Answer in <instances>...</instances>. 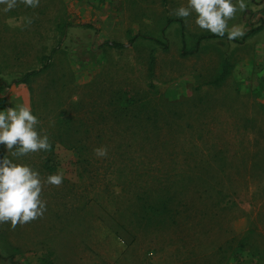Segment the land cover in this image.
I'll return each mask as SVG.
<instances>
[{
  "label": "rangeland",
  "instance_id": "374dc122",
  "mask_svg": "<svg viewBox=\"0 0 264 264\" xmlns=\"http://www.w3.org/2000/svg\"><path fill=\"white\" fill-rule=\"evenodd\" d=\"M232 2L224 36L200 29L194 14L173 15L187 0L0 5L1 83L55 48L51 66L24 83L37 131L53 145L50 166L40 151L9 159L42 180L63 176L43 185L42 216L0 224V264H264V0ZM231 30L242 34L229 39ZM225 65V79L210 84ZM121 90L150 109L114 114ZM60 132L89 133L92 166ZM156 196L168 211L147 216L141 205Z\"/></svg>",
  "mask_w": 264,
  "mask_h": 264
},
{
  "label": "clouds",
  "instance_id": "9594fccd",
  "mask_svg": "<svg viewBox=\"0 0 264 264\" xmlns=\"http://www.w3.org/2000/svg\"><path fill=\"white\" fill-rule=\"evenodd\" d=\"M16 3L17 0H0L4 11L12 9ZM22 3L35 8L39 0H22ZM240 7H243L242 3ZM236 10L237 5L232 0H187L186 5L177 7L173 15L183 19L194 14V22L200 29L224 36L227 21ZM241 34L239 30L227 32L229 39ZM38 123V117L30 106L21 104L0 110V145L8 153L0 155V224L7 222L13 228L42 216L46 209L41 197L43 185H60L63 180L60 173L49 174L42 180L37 170L9 159V156L19 157L49 149L47 135H40L37 131ZM94 151L97 156L106 155L104 148Z\"/></svg>",
  "mask_w": 264,
  "mask_h": 264
},
{
  "label": "trees",
  "instance_id": "16d2710c",
  "mask_svg": "<svg viewBox=\"0 0 264 264\" xmlns=\"http://www.w3.org/2000/svg\"><path fill=\"white\" fill-rule=\"evenodd\" d=\"M164 1V0H162ZM62 29H64V24L63 26H61ZM104 45L108 46V47H112V48H122L125 46L124 43L118 42V41H105ZM53 51H55V48H53L50 52V54H43L40 57V62H41V66L39 68L36 69H31L28 70L26 72H24L20 77L13 79L12 81L15 83H29L31 78L35 75H37L38 73H40L41 71L47 69L48 67L51 66V54L53 53ZM184 53L185 50H183ZM153 63H154V58L152 56V54L149 55V62H148V76L149 78H151L153 76ZM228 73V70L226 68V65L224 66V68H221L218 72V74L212 79L210 80V84H219L221 81H223L226 77ZM6 84H1L0 85V91L2 90V87H4ZM110 104L113 107V112L116 115H122L123 117H126V115H130L132 116V114L134 113V111H142V110H148L150 109L149 107V101L144 100L140 105L136 104V100L133 98V96L128 95L126 90H121V91H117L114 95L113 98H111ZM154 109L155 112V108H151ZM146 113V112H145ZM115 115V116H116ZM117 118V117H116ZM60 125L63 124V130H66V127L69 126V124H67L65 122V120H61L58 122ZM53 136L55 137V135H57L56 139L58 142L64 143L66 144L68 147H70L74 153L76 154L78 160L80 162H84L86 165L92 166V155H93V150L90 149V147H88V145H86L85 141L86 139H88V134L86 133L84 136L81 135L78 138L73 139L72 137H70L66 132L64 133H52ZM50 147L49 149L45 150H40V152L42 153V161H43V165L44 166H48L49 165V160H50V154L52 153L53 150V145L52 142H49ZM50 166V165H49ZM48 166V167H49ZM122 172V171H118L117 173ZM155 201H147L144 202L141 205V208L144 210L145 214L147 216L150 215V213H159V207L163 210H165L166 212L167 207H168V201L164 200V198H162L161 196H156L154 197ZM10 261L14 264H20L19 262H15L12 260V256L9 257ZM49 264H51L49 262Z\"/></svg>",
  "mask_w": 264,
  "mask_h": 264
},
{
  "label": "crops",
  "instance_id": "0c3cea01",
  "mask_svg": "<svg viewBox=\"0 0 264 264\" xmlns=\"http://www.w3.org/2000/svg\"><path fill=\"white\" fill-rule=\"evenodd\" d=\"M6 84V83H1ZM15 83V82H13ZM27 92L24 83L6 84L0 91V110L7 107H17L18 105L27 104ZM4 148L0 145V151Z\"/></svg>",
  "mask_w": 264,
  "mask_h": 264
}]
</instances>
